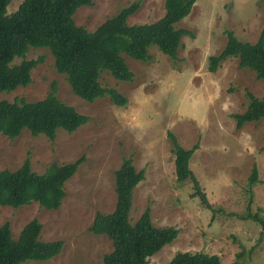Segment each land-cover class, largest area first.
Instances as JSON below:
<instances>
[{"label":"rangeland","instance_id":"1","mask_svg":"<svg viewBox=\"0 0 264 264\" xmlns=\"http://www.w3.org/2000/svg\"><path fill=\"white\" fill-rule=\"evenodd\" d=\"M137 0H92L73 14L86 30L98 25ZM127 23H149L164 13V0H138ZM22 0H11L8 13ZM264 0H195L177 27L192 35L181 37L175 59L155 46L149 60L123 55L133 72L130 81L100 74L104 87H114L127 97L116 105L107 95L86 101L75 95L65 74L57 72L48 48L30 47L25 59H40L31 69V81L0 100L42 99L56 87V96L88 117L73 131L57 129L52 138L27 129L14 137L0 133V169H17L28 158L31 169L43 173L59 164L84 157L64 182L65 196L57 209L32 201L18 207L0 205V225L8 223L13 239L31 219L41 223L42 241L61 240L58 254L46 260L20 264H103L112 249L105 234L90 230L96 212L109 213L116 202L115 170L124 158L144 170L134 187L129 220L133 223L148 207L155 226H173L177 236L148 258V264H165L178 251L206 252L222 264H264V118L236 127L235 113L248 102L246 92L264 97V79L227 57L216 71L208 70V57L226 42V30L243 41L255 42L262 28ZM22 60L16 57L13 63ZM172 132L184 148H194L189 167L205 193L202 202L190 179L178 181L174 168ZM257 182L248 183L252 167ZM238 253H242L237 257Z\"/></svg>","mask_w":264,"mask_h":264},{"label":"trees","instance_id":"2","mask_svg":"<svg viewBox=\"0 0 264 264\" xmlns=\"http://www.w3.org/2000/svg\"><path fill=\"white\" fill-rule=\"evenodd\" d=\"M11 0H0V92H10L31 81V69L40 59H25L30 47L48 48L57 72L65 74L72 92L86 101L107 95L116 105H125L127 97L114 87L99 82L101 72L107 71L115 79L130 81L133 72L123 55L146 61L148 49L155 46L170 58L177 57L181 37L192 35L177 23L190 12L195 0H164V13L149 23H127L139 1H134L107 18L94 30L75 24L73 14L92 0H22L16 10L8 13ZM262 28L255 42L243 41L232 30H226V42L217 53L209 55L208 70L216 71L227 57H236L238 66L255 72L264 79V8ZM16 57L22 58L13 63ZM247 105L242 113H235L236 127L264 118V97L247 91ZM88 117L56 96V87L42 99L27 101L0 100V133L14 137L27 129L31 134L52 138L57 129L73 131ZM173 143L174 168L178 181L190 179L202 202L208 204L205 193L189 167V160L197 145L184 148L172 132L167 133ZM83 155L74 161L50 163L43 173L31 169L26 158L15 170L0 169V205L18 207L32 201L46 209H57L65 196L64 182L83 162ZM116 202L109 213L96 212L90 230L105 234L112 249L103 255V264H148V258L170 243L178 234L173 226H155L146 207L131 223L129 212L134 187L144 178V170L137 169L130 158H124L115 170ZM258 170L252 167L249 188L257 182ZM264 228V220L252 215ZM41 223L31 219L12 238L8 223L0 225V264H20L26 260H46L58 254L61 240L42 241ZM242 253H238L240 257ZM165 264H222L218 255L206 252L178 251ZM236 264V263H235Z\"/></svg>","mask_w":264,"mask_h":264}]
</instances>
